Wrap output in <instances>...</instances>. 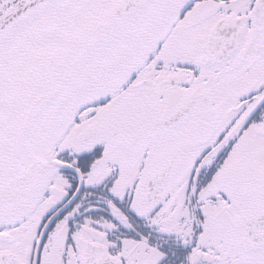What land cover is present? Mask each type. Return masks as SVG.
Returning <instances> with one entry per match:
<instances>
[{"label":"snow or ice","instance_id":"6c2138e0","mask_svg":"<svg viewBox=\"0 0 264 264\" xmlns=\"http://www.w3.org/2000/svg\"><path fill=\"white\" fill-rule=\"evenodd\" d=\"M0 264H264V0H0Z\"/></svg>","mask_w":264,"mask_h":264}]
</instances>
